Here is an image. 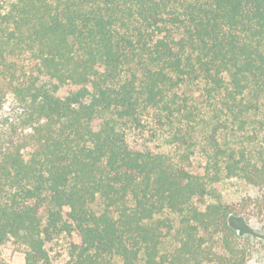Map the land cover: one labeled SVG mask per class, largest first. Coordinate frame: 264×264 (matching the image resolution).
<instances>
[{
	"label": "trees",
	"instance_id": "1",
	"mask_svg": "<svg viewBox=\"0 0 264 264\" xmlns=\"http://www.w3.org/2000/svg\"><path fill=\"white\" fill-rule=\"evenodd\" d=\"M253 220L264 0H0V264H249Z\"/></svg>",
	"mask_w": 264,
	"mask_h": 264
},
{
	"label": "rangeland",
	"instance_id": "2",
	"mask_svg": "<svg viewBox=\"0 0 264 264\" xmlns=\"http://www.w3.org/2000/svg\"><path fill=\"white\" fill-rule=\"evenodd\" d=\"M66 90V89H65ZM239 136L237 139H232V144H239L243 140ZM147 138V137H145ZM246 143V141H245ZM155 146L161 145V142L157 141L154 143ZM195 169H200V162H195ZM218 188L222 195L227 200H238L247 195H258L259 188L254 187L241 179H226L218 184ZM250 228L254 232V240L257 244V252L254 254L249 264H264V227L257 221L253 220L249 223ZM68 245V240L64 239L56 245V249L59 253L65 252V248ZM2 253L9 264H25V255L22 252L17 251L11 242L6 243L2 247Z\"/></svg>",
	"mask_w": 264,
	"mask_h": 264
}]
</instances>
